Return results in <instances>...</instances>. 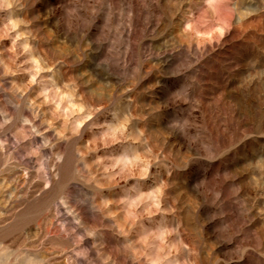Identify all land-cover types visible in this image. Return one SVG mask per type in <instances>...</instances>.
<instances>
[{"label":"rangeland","instance_id":"1","mask_svg":"<svg viewBox=\"0 0 264 264\" xmlns=\"http://www.w3.org/2000/svg\"><path fill=\"white\" fill-rule=\"evenodd\" d=\"M5 2L0 30L25 21L11 35L30 33L38 54L59 61L56 79L73 78L86 104L104 108L91 123L127 114L130 135L145 131L159 162L143 187L168 181L166 222L188 245L181 264H264V0H230V31L203 44L184 32L198 0ZM10 43L0 60L10 62ZM28 79L0 64V264H135L128 245L140 228L125 237L97 205L132 182L100 192L75 171L76 146L102 129L68 141L32 133L24 121L39 88H18Z\"/></svg>","mask_w":264,"mask_h":264},{"label":"clouds","instance_id":"2","mask_svg":"<svg viewBox=\"0 0 264 264\" xmlns=\"http://www.w3.org/2000/svg\"><path fill=\"white\" fill-rule=\"evenodd\" d=\"M198 2L197 11L189 10L191 22L185 25L184 32L200 38L201 44L205 38L209 41L212 38L223 39L230 31L233 19L234 9L230 0ZM12 7L13 4L7 0L3 4L4 9ZM24 23L23 20H12L0 30V43L11 41L6 49L11 54L10 62L0 60L5 74L19 75L22 72L27 75L29 79L26 84L23 87L18 85L24 93L33 87L39 88L30 100L32 119H25L24 123L31 126V132L35 135L45 136L47 131H52L56 139L61 141L82 136L85 125L89 129H102L99 135L76 146L78 169L75 171L82 170L88 177L86 182H82L100 192H110L132 182L129 187L122 189V195L118 198L104 196L97 205L108 217L119 221L117 226L125 237L137 227L140 228L134 243L128 245L135 264H181L177 257L181 247L186 248L188 245L178 239L179 226H171L166 222V218L176 211L165 205L168 181L162 179L158 184L143 187V184L151 181L154 166L159 162L153 155L149 141L144 138L145 131L141 129L135 135H130L132 118L127 114L120 116L113 113L111 122L99 125L91 123L104 108L86 104L73 78L64 82L56 79L59 61L51 63L44 55L38 54L28 40L30 33L20 31L14 37L11 35ZM36 121L40 122L44 131L38 130ZM106 149L118 150L107 155L99 154ZM93 155L95 158L90 160ZM64 159L61 156L58 162ZM60 203L67 206V198L61 197ZM118 217H122V220ZM76 255L79 256V253ZM66 264H71V261L67 259Z\"/></svg>","mask_w":264,"mask_h":264}]
</instances>
